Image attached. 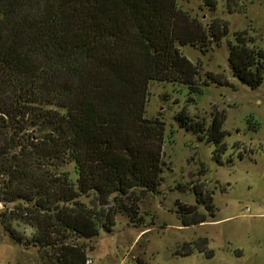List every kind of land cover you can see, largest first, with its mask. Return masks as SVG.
<instances>
[{"label":"trees","instance_id":"obj_1","mask_svg":"<svg viewBox=\"0 0 264 264\" xmlns=\"http://www.w3.org/2000/svg\"><path fill=\"white\" fill-rule=\"evenodd\" d=\"M201 1L215 10L216 0ZM237 4L227 0V12H243ZM227 33L223 19L204 23L177 0H0V223L8 237L50 249L55 264H85L74 237L110 232L117 214L142 219L139 203L157 192L164 164V123L145 115L148 84L192 92L228 84L212 72L200 78V64L179 49L205 53ZM227 60L241 83H261L264 51L246 30L233 33ZM210 115L205 125L183 108L175 119L213 143L220 161L224 110ZM192 189L213 216L212 195ZM196 204L176 203L182 225L205 220ZM13 222L33 232L22 237Z\"/></svg>","mask_w":264,"mask_h":264},{"label":"rangeland","instance_id":"obj_2","mask_svg":"<svg viewBox=\"0 0 264 264\" xmlns=\"http://www.w3.org/2000/svg\"><path fill=\"white\" fill-rule=\"evenodd\" d=\"M236 1L245 7L243 12L228 13L227 0H216L214 11L201 0H177L180 8L204 23L214 17L227 22L228 33L218 46L205 53L189 45L179 49L200 64V78L212 72L228 84L209 83L195 92L183 83L148 84L145 115L164 123L162 178L157 192L139 203L142 219L131 222L117 214L110 232L100 229L90 239L74 237L85 247L90 264H135L137 259L145 264H264V77L250 88L232 75L227 60L228 42L236 31L246 30L264 51V0ZM183 108L193 121L204 119L205 125L211 112L224 110L226 150L220 161L214 157L213 143L178 126L175 114ZM193 185L212 195L213 216L196 204ZM176 203L196 204V215L205 214V220L182 225ZM11 226L22 237L33 232L22 223ZM188 245L193 251L183 254ZM209 250L211 256L205 254ZM52 258L50 249L15 244L0 223V264H55Z\"/></svg>","mask_w":264,"mask_h":264},{"label":"built area","instance_id":"obj_3","mask_svg":"<svg viewBox=\"0 0 264 264\" xmlns=\"http://www.w3.org/2000/svg\"><path fill=\"white\" fill-rule=\"evenodd\" d=\"M90 262H91V259H89V258H87V259L85 260V264H90Z\"/></svg>","mask_w":264,"mask_h":264}]
</instances>
